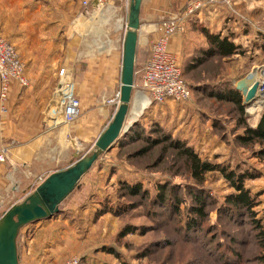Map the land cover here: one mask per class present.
Masks as SVG:
<instances>
[{
  "label": "rangeland",
  "instance_id": "374dc122",
  "mask_svg": "<svg viewBox=\"0 0 264 264\" xmlns=\"http://www.w3.org/2000/svg\"><path fill=\"white\" fill-rule=\"evenodd\" d=\"M192 1L185 0L173 16L182 15ZM246 2L245 6L236 0L233 14L228 12V21L238 28V34H248L246 43L237 47V55L207 56L209 61L205 64L183 73L184 81L191 88L188 100L168 101L156 107L144 105L136 113L134 105L140 92L133 88V108L126 119L124 136L119 139L120 146L103 153L59 205L57 225L68 218L63 208L70 201L78 200L81 204L77 212L81 207L87 209L90 217L91 213L103 216L90 232H85L89 225H74L83 239L77 241L79 252L75 251L76 255L68 259L78 257L80 264H256L253 260L257 248L250 221L247 215L229 212L225 197L235 191L222 174L207 173L198 185L190 177L184 158L166 141L148 146L149 141L166 138L183 143L211 164L228 167L237 174L254 175L245 179L244 187L257 197L254 210L264 222V161L256 156L262 147L257 143L242 146L237 140L243 132L238 123L240 118L248 127L256 128L264 110V95L258 94L249 114L243 107V117L236 105L224 98L236 90L240 75L250 74L257 81L258 69L264 65V1ZM138 48L134 72L143 66L137 57ZM134 81L138 85L140 77L134 75ZM132 128L138 131L127 138ZM147 147L144 154H138ZM90 152L91 148L83 151L75 162ZM136 184L147 192L146 196L127 195L125 186ZM159 185L165 187L164 204L158 201ZM189 191L205 197L202 218L190 211ZM168 196L178 201L179 209L173 208L172 200L167 201ZM6 210L7 207L0 208V219ZM195 217L198 218L196 227L187 228L189 218Z\"/></svg>",
  "mask_w": 264,
  "mask_h": 264
},
{
  "label": "crops",
  "instance_id": "0c3cea01",
  "mask_svg": "<svg viewBox=\"0 0 264 264\" xmlns=\"http://www.w3.org/2000/svg\"><path fill=\"white\" fill-rule=\"evenodd\" d=\"M83 1L88 5L83 6ZM92 1L0 0V32L16 48L29 81L27 87L11 84L5 111L0 113V139L7 148L0 164V208L22 202L41 178L67 169L77 155L92 149L117 109L128 2L81 15L91 9ZM183 2L142 0L137 31L141 63L157 37V24L177 15ZM241 2L247 5L246 0ZM228 20L225 8L207 7L188 19L183 33L171 37L168 50L184 74L209 61L207 56H216L209 54L205 32L234 39L236 47L246 43L248 34H238ZM62 69L80 103V115L70 124L63 123L61 105L55 100ZM71 202L63 208L68 218L62 224L57 225L55 214L19 231L18 264H62L79 252L77 241L83 237L79 238L74 225H89L85 232H90L103 216L91 213L90 217L81 207L77 212L81 204Z\"/></svg>",
  "mask_w": 264,
  "mask_h": 264
},
{
  "label": "water",
  "instance_id": "95a60500",
  "mask_svg": "<svg viewBox=\"0 0 264 264\" xmlns=\"http://www.w3.org/2000/svg\"><path fill=\"white\" fill-rule=\"evenodd\" d=\"M142 0H128L126 33L123 42L121 86L118 106L106 129L96 139L91 152L78 159L65 170L49 174L22 202L9 207L0 219V264H18L17 237L19 231L30 224L49 219L59 212V205L74 191L80 180L90 171L99 157L111 150L124 136L127 116L131 111L134 85V67L137 48V31L140 27ZM99 10L96 0L91 9L81 15L90 16ZM259 84L250 74L237 80L236 90L248 109L256 102ZM77 158V156H76Z\"/></svg>",
  "mask_w": 264,
  "mask_h": 264
},
{
  "label": "built area",
  "instance_id": "2783aa9c",
  "mask_svg": "<svg viewBox=\"0 0 264 264\" xmlns=\"http://www.w3.org/2000/svg\"><path fill=\"white\" fill-rule=\"evenodd\" d=\"M99 10L108 8L115 3L128 0H96ZM236 0H194L190 2L180 16H171L161 20L156 26L157 37L151 43L149 55L142 68L134 75L140 77L139 84L134 83L145 105H162L167 101L184 102L191 97V88L183 79V72L177 58L169 52L168 43L171 37L186 30L187 19L207 7H223L227 12H234ZM83 6L88 2L83 1ZM24 64L16 48L7 41L0 32V113L5 111L4 104L8 98L12 83L21 87L29 85L24 74ZM59 71L58 86L55 97L61 105V118L64 124H70L80 115V103L71 89V83ZM258 93L264 94V65L258 69ZM7 148L0 139V164L5 161ZM62 264H80L78 257H71Z\"/></svg>",
  "mask_w": 264,
  "mask_h": 264
},
{
  "label": "trees",
  "instance_id": "16d2710c",
  "mask_svg": "<svg viewBox=\"0 0 264 264\" xmlns=\"http://www.w3.org/2000/svg\"><path fill=\"white\" fill-rule=\"evenodd\" d=\"M205 36L207 38L208 43L211 47V55H217L220 58H226L231 57L232 55H235L238 51L237 47L230 42V40L227 37H220L217 35H211L207 32H205ZM226 100H229L234 105H236V108L240 114L241 117H243L244 114V108L242 105V96L237 90H231L228 92L227 96L224 97ZM239 125H242L243 132L242 134L238 135L237 140L240 145L242 146H251L254 144L261 145V149L256 152V156L260 158L262 161H264V110L260 116V119L258 121V124L256 128H250L247 125H245L242 118L238 121ZM134 127V126H133ZM138 130H135V128H132L131 132L127 135V138H130L131 136L136 135ZM141 134V133H140ZM162 139V138H161ZM120 141L118 140L114 146L111 148V150L116 146H120ZM166 141L168 143L169 147H172L176 149L180 156L184 158V161L186 163V167L188 168L190 177L197 183L198 185H201L204 181L205 174L211 173V172H219L222 174L224 179H226L231 187L234 189L235 193L229 194L225 197L226 206L228 207V210L230 213L232 212H238V215L244 214L247 215L250 225H251V231L253 234V239L255 242V246L257 248V254L254 257V262L256 264H264V222L262 220L257 218V213L255 212L254 208L258 205L257 197L255 195H251L250 192L244 187V181L247 179V177L254 178L255 176L252 174H249L247 172L237 174L234 171H231L228 169V167L220 166L217 164H211L205 160H202L192 149H190L188 146L183 145V143L179 142H171L169 140H166V138H163V140H157L156 141H149L148 146H154L157 143ZM122 142V141H121ZM124 144V143H122ZM125 146V145H123ZM149 148H144L138 152V154H144ZM109 150V151H111ZM140 185H134L129 186L126 185L125 188L127 190L128 196H134V195H140L141 197L146 196L147 192L141 190ZM159 190H157V196L158 201L164 204L165 202V187L159 185ZM189 196L191 199V207L190 211L197 215L198 217L204 216V209H205V197L203 194H199L198 192L189 191ZM172 200L170 196L167 197V201ZM172 206L173 208L179 209L178 201L174 198L172 200ZM118 212V211H116ZM101 214H97L99 216ZM190 220L187 222V228H193L196 227L197 219L198 218H189ZM133 230V228H132ZM129 230H126V233Z\"/></svg>",
  "mask_w": 264,
  "mask_h": 264
},
{
  "label": "bare ground",
  "instance_id": "6f19581e",
  "mask_svg": "<svg viewBox=\"0 0 264 264\" xmlns=\"http://www.w3.org/2000/svg\"><path fill=\"white\" fill-rule=\"evenodd\" d=\"M102 10H104V9H102ZM264 95V94H263ZM56 101H57V98L55 99ZM138 104H137V106L139 105V107L137 108V110H136V113H139L140 112V110L142 109L141 107H144V105H145V103H144V101H143V97H141V95H140V98H137V101H136ZM261 102H262V100L260 101V103L259 104H261ZM259 104H257V105H259ZM253 107V106H252ZM252 107H250V108H248L247 109V113L249 114V110L252 108ZM126 129V128H125Z\"/></svg>",
  "mask_w": 264,
  "mask_h": 264
}]
</instances>
